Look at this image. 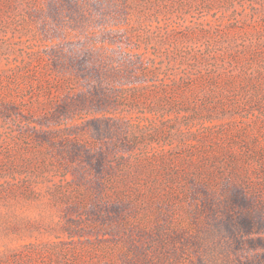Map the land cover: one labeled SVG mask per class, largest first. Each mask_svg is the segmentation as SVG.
<instances>
[{"label":"rangeland","instance_id":"rangeland-1","mask_svg":"<svg viewBox=\"0 0 264 264\" xmlns=\"http://www.w3.org/2000/svg\"><path fill=\"white\" fill-rule=\"evenodd\" d=\"M15 1L0 18V97L16 94L6 106L17 104L25 117L16 111L5 119L10 109L0 112V154L24 127L39 130L15 147L36 153L24 159L29 165L9 172L11 161L0 158V264H264V171H255L258 166H244L239 179L226 171L173 191L154 161L139 171L133 165L179 156L180 136L170 138L172 129L127 156L133 179L118 189L119 200L100 194L114 153L134 132L163 122L159 112L128 114L120 89L136 86L132 76L143 69L160 70L147 78L158 79L152 92L187 70L176 51L184 45L163 43L157 34L183 36L188 26L204 24L210 45L231 36L234 43L249 42L254 35H242L240 27L255 19L250 3L231 11L213 0L216 9L209 10L189 0L181 16L183 0ZM160 11L169 13L157 17ZM155 96L136 112L150 110ZM232 96L235 104L237 89ZM244 112L234 111L235 126L248 121ZM194 130L217 129L199 124ZM155 183L163 188L150 187Z\"/></svg>","mask_w":264,"mask_h":264},{"label":"trees","instance_id":"trees-1","mask_svg":"<svg viewBox=\"0 0 264 264\" xmlns=\"http://www.w3.org/2000/svg\"><path fill=\"white\" fill-rule=\"evenodd\" d=\"M183 1L181 9H177L181 16L188 12L189 0ZM200 1L209 10L216 9L215 1ZM216 1H222L223 7L231 11L234 10V5L243 6L245 5L243 2H249L255 19L245 22V27L242 26L240 29L242 35L252 34L254 37L251 36L249 42L246 38H242L236 43H234V37L231 36L230 39L225 37L227 39L220 38L216 44L210 45L206 42L210 38L209 30L204 24L188 26L183 36L178 35L175 30L162 35L157 34L163 43L166 40L170 42L178 39L177 41L184 45L176 51L177 57L181 58L179 64L185 65L187 70L183 75L174 72L171 84L159 86L158 91L152 92L149 90L150 85H155L158 79L148 80L147 78L157 77L160 70L155 66L154 69H143L139 74L132 76L133 79L139 81L136 86L120 89L123 101L127 102L126 106L129 110L126 112L128 114L141 113L147 117L153 112H159L163 115V122L157 126V129L150 132L142 131L140 134L134 132L120 147L121 151L118 149L114 153L118 157L115 156L116 162L115 160L109 161L110 179L102 184V187L107 189L100 192L102 196L109 195V201L119 200L122 192L118 189L129 188L133 179L132 173L127 171V156L135 152L137 147L143 145L147 150V146L153 145L156 138L167 137L168 129L173 130V135L169 134L170 138L175 139V136H180V155L173 156V159L168 161L164 157H158L156 160L146 159L145 162L137 160L133 164L139 171L145 167V164L154 161L153 168L160 173L159 178L166 181L164 187L185 188L190 184L188 183L190 179L194 182L193 184H197L199 180H211L226 171L239 179L244 166L250 165L258 166L255 167V171L258 169L264 171L262 168L264 166V37H262L264 34V0ZM15 3H17L15 0H0V18L4 12L7 14L8 10H12ZM159 10H162V6L158 5ZM163 13L168 14L169 12L160 11L157 17ZM233 26H230V32L234 31ZM246 27H250L251 30L248 31ZM250 66L257 67L252 70ZM19 76L18 81L24 80V74H19ZM234 84H239V86L236 87ZM236 89L239 98L234 104L232 94ZM9 90L10 92L15 91L11 87ZM155 94L157 95L154 97L156 100L150 110V107H145L146 112H136L146 105L148 97L152 98ZM241 96L244 100H241ZM15 99L16 94L0 97V112L10 109V114L2 115L5 119L16 111H20L22 117H25L23 108H18L17 104L6 106ZM20 99V102L25 103L24 98L20 97ZM239 109H244V113L248 115V121L244 123V126L234 125V111H239ZM199 124L217 130L201 133L194 130ZM24 128L26 129L21 130L17 136H13L14 139L10 142L12 149L0 154V158L11 161L5 169L9 172L15 171L17 167L29 165L24 161L26 157H36V153L18 152L15 148L23 140L33 139L31 130L38 129L31 125ZM186 128L189 132H186ZM42 137L43 140L46 139V136ZM42 137L39 138L42 139ZM9 139L6 138L3 141L7 142ZM118 152L121 153L120 156ZM16 159L18 162L15 161ZM150 187L159 190L163 188L162 184L156 183L151 184ZM153 192L158 193L157 190Z\"/></svg>","mask_w":264,"mask_h":264}]
</instances>
